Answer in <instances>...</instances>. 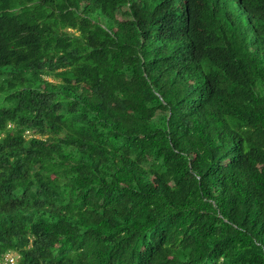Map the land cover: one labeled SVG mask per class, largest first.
Here are the masks:
<instances>
[{"label": "trees", "instance_id": "1", "mask_svg": "<svg viewBox=\"0 0 264 264\" xmlns=\"http://www.w3.org/2000/svg\"><path fill=\"white\" fill-rule=\"evenodd\" d=\"M1 76L0 261L264 264V0H0Z\"/></svg>", "mask_w": 264, "mask_h": 264}, {"label": "built area", "instance_id": "2", "mask_svg": "<svg viewBox=\"0 0 264 264\" xmlns=\"http://www.w3.org/2000/svg\"><path fill=\"white\" fill-rule=\"evenodd\" d=\"M14 254H6L0 261V264H14Z\"/></svg>", "mask_w": 264, "mask_h": 264}, {"label": "rangeland", "instance_id": "3", "mask_svg": "<svg viewBox=\"0 0 264 264\" xmlns=\"http://www.w3.org/2000/svg\"><path fill=\"white\" fill-rule=\"evenodd\" d=\"M3 77H5V76H1V77H0V81L3 79ZM27 134H28V133H27ZM28 135H29V134H28Z\"/></svg>", "mask_w": 264, "mask_h": 264}]
</instances>
